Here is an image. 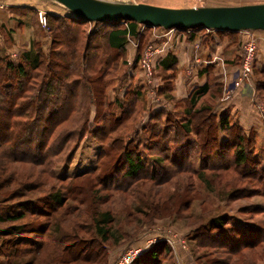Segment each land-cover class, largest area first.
<instances>
[{
    "label": "trees",
    "instance_id": "obj_1",
    "mask_svg": "<svg viewBox=\"0 0 264 264\" xmlns=\"http://www.w3.org/2000/svg\"><path fill=\"white\" fill-rule=\"evenodd\" d=\"M85 24L68 15H47L52 39L47 54L30 50L17 64L0 55V224L9 226L0 229V264H108L110 250L130 241L143 227L165 219L178 221L184 212L188 226L194 225L189 230L199 248L192 250L198 264H228L264 245L263 229L231 225L204 197L207 192L219 197L213 187L228 170L238 179L246 174L255 182L249 188L248 184L233 188L228 197L236 192L264 196L259 163L264 139L230 123L231 116L217 117L210 107H201L199 100L214 92L206 85L168 110H148L140 134L133 129L134 111L146 96L144 87L125 92L117 116L104 80L116 71L127 37L139 39L138 25L91 23L97 28L86 34ZM224 34L238 44L239 33ZM148 39L146 35L143 44L138 41L133 67ZM167 57L158 69L174 72L172 56ZM170 79L161 78L158 94L172 103ZM92 110L94 128L89 126ZM89 133L99 146L95 165L83 173L57 176L55 165H69ZM246 140L253 150L250 158ZM250 163L254 167L247 172ZM8 164L33 165L40 172L31 180L32 174L7 168ZM213 172L217 175H207ZM147 183L146 191H137L138 185ZM101 191L116 192L121 199L129 195L134 202L125 205L126 211L103 209L111 198L101 196ZM72 212L78 214L75 219L69 217ZM82 215L88 222L79 221ZM201 250L204 253L199 254ZM207 250L214 254L207 255ZM221 253L231 260L212 258ZM132 264H173L171 250L158 243Z\"/></svg>",
    "mask_w": 264,
    "mask_h": 264
},
{
    "label": "rangeland",
    "instance_id": "obj_2",
    "mask_svg": "<svg viewBox=\"0 0 264 264\" xmlns=\"http://www.w3.org/2000/svg\"><path fill=\"white\" fill-rule=\"evenodd\" d=\"M130 2V1H126ZM195 7H202L206 6V3L208 0H194ZM225 3H234L237 5H251V4H262L264 3V0H227ZM0 4L3 5L5 8L3 10H0L2 12L4 11H14L18 14L19 18H15V21L13 22V27H11L14 30L15 37L11 36L10 29L8 28L9 25V19L4 20V15H1V19L4 20L0 24V55L5 56L6 60L10 57V59L14 62V64H17L19 62V59L22 57L23 53H26L27 51L32 50L33 52L41 51L43 54H47L48 50L51 46V35L48 31V25L46 27L40 26L38 23V10L43 11L48 16L54 15V16H66L68 14V11L63 8L61 5L53 2L52 0H0ZM15 6H11V5ZM24 11H27L26 16L22 15ZM47 21V20H46ZM18 25V26H17ZM24 26L25 29H22ZM28 26H32L31 32H28L26 28ZM15 31V29H17ZM97 26H94L91 23L85 24L82 26V29L85 30V33H90L92 31H95ZM152 29H149L146 31L145 28H143L140 31V37L139 39H134L136 43L139 41V45L144 43L145 36L149 35V38L154 33ZM25 30V31H24ZM24 32L26 34H24ZM202 33V32H201ZM244 36V35H242ZM20 38L19 44L20 46L14 51H11L12 45L17 42ZM18 39V40H17ZM99 38H95L96 43H99ZM228 41L232 43L233 46H235V37L227 38ZM17 40V41H16ZM236 50L239 51V43H240V36L238 37ZM100 49H105V46L102 44V42L99 43ZM124 53L121 54V57L117 59L118 64L116 65V71L107 75L105 80L106 85V94L108 101H111V103H114L113 112L118 116L120 114V106L122 104V97L125 94L127 90H133L136 87L139 88V86H142V83L135 78L134 74V68H129L128 66V60L131 58H134L136 56V49L135 47L129 45L127 46V50L124 49ZM9 54V56H8ZM170 55V54H169ZM257 61L256 65L253 69V74L251 76V88L253 91V97L256 99V101H253L252 104L255 105L256 113L259 116L260 120V126L259 127H251L247 128L244 127L242 124H240L239 117H241V112L239 110V116L238 114L234 113L231 115L230 123L239 125V128L243 130L246 134L253 133L255 134L258 139L263 140L264 139V54L258 53L257 54ZM4 61V60H3ZM5 63V62H4ZM4 65L3 63L1 64ZM162 72L156 71V75L161 77ZM129 85V86H128ZM137 89V88H136ZM223 90V89H222ZM145 91V90H144ZM214 92H211L206 100L200 101V106L202 107L203 104L210 107L212 109L213 115L217 116V113H219V109H221V105L223 103V100L221 98L224 96L223 91L218 88L217 90H213ZM146 92V91H145ZM146 97V96H145ZM143 97L141 101H139L136 104V108L134 111V115L136 118L135 124H133V129L140 130V134L143 133L142 126L145 125L147 122V114L149 113L151 108L156 107L155 102H150V100ZM162 97V96H161ZM115 100V102H114ZM163 100L170 103V107H172L173 103L175 102V99L172 101V103L163 97ZM229 102V101H227ZM261 104L263 107V112L261 113L259 109L257 108V104ZM209 104V105H208ZM179 111L184 108L183 106H179ZM149 110V111H148ZM155 109H151L150 112H153ZM92 115L93 110L91 111L90 116V122L89 126L91 128L95 127V124L92 121ZM230 116V115H229ZM202 119V118H201ZM135 126V127H134ZM137 133V132H136ZM132 132L128 134L130 136ZM229 137L232 136V133L227 134ZM224 135L223 137H225ZM222 137V138H223ZM227 137V136H226ZM225 137V139H226ZM245 149L247 151L248 157H251V153L253 155V150L251 151V145L247 142V140L244 142ZM99 146L97 141L92 137V134H86V136L80 141V146L77 148L76 152L73 155L72 161L68 164L60 163L56 164L54 168V172L59 177H65V176H72L79 173H83L85 171L90 170L96 162V155L98 152ZM232 152H230V157L232 156ZM261 162V169L264 170V155L260 159ZM213 163V162H210ZM250 168L247 167V172H251L253 167L250 163L248 165ZM12 167H19V170L27 173L32 174L31 180L36 179L35 175H38L40 172V168L33 166V165H17V164H8L7 168ZM195 169H198L199 162L195 161L194 166ZM21 168V169H20ZM260 168V167H259ZM246 171L244 173H247ZM216 172H213V174L207 173V175H215ZM238 173V172H237ZM217 175V173H216ZM220 180L218 181V184L216 187H213V191H217L218 193L217 199L215 198L214 193L207 192L204 193V197L207 200H210V202L213 203V208L215 206L218 207L220 210L219 213L221 215L226 216V219L228 220V223L231 225L238 227L240 229H245L244 227H253V228H259L264 230V196L260 195L258 192L253 193V195L249 194V196H245L242 193H234L232 196L228 197L229 193L232 191L233 188L236 187H245V185L248 184L247 188L255 186L253 183L254 181L247 180L246 174L245 177L239 176V179L236 176V173L232 172L231 170H228L227 173L223 174L221 173ZM41 178H45L44 176ZM29 179V180H30ZM226 182V184H225ZM234 183V184H233ZM223 184L227 185L223 188ZM150 184H143L142 186L138 185L137 191H146ZM154 187V186H153ZM167 187V186H163ZM264 187V186H263ZM245 188V189H247ZM154 189V188H153ZM262 189V187H261ZM172 191V190H171ZM264 191V190H263ZM109 193V194H108ZM106 194L105 191H101L100 195H107V199L111 198L107 204L102 205V207L113 209L114 211H126L125 205L133 201L134 198L131 196H127L124 194V199H121L120 195L116 192H108ZM262 194V193H261ZM123 195V194H121ZM133 198V199H131ZM106 200V199H105ZM205 207V206H203ZM213 208H210V210H213ZM185 212L182 214L183 218H181L178 221H171L172 219H165L156 221L153 225L149 227H143L137 234L133 236V238L128 241L126 240L124 244H122L120 247L111 249L108 256V264L114 263L121 255L122 253L125 254V250L128 248V246L132 245V248H136L138 246H144L147 242L150 240H153L154 238H157L160 235H169L173 238L175 242L176 251L171 250V255L173 259V264H186V258H189V256L192 257V250L194 249L196 252L199 251V248L197 247V244L195 241L191 240L193 238L192 233H190V228L194 226H188V220L186 219ZM78 216V214L73 213L69 217L75 219ZM79 221L81 222H88V217L85 215L79 216ZM8 224L1 225L0 229L3 227L6 228ZM9 227V226H8ZM152 231H155L152 232ZM160 243V242H159ZM165 243V242H164ZM158 244V243H156ZM155 244V245H156ZM166 244V243H165ZM167 245V244H166ZM219 252V251H218ZM246 251L241 257L239 258H231L228 259L227 255L221 254H215L212 256L218 258L222 257L224 261L226 259L231 260L234 262V264H244V260L246 261L245 264H250V259L253 261L252 264H264V245H261V247H256L255 249L250 250V252ZM204 253L203 250L199 252V254ZM207 255L214 254L211 250H207ZM249 254V255H246ZM204 254H202L203 256ZM262 255V256H261ZM111 256V257H110ZM261 256V257H260ZM260 257V258H259ZM210 258V257H208ZM210 258V259H212ZM196 264H198L196 261H194ZM204 263V262H203ZM233 264V263H232Z\"/></svg>",
    "mask_w": 264,
    "mask_h": 264
},
{
    "label": "crops",
    "instance_id": "obj_3",
    "mask_svg": "<svg viewBox=\"0 0 264 264\" xmlns=\"http://www.w3.org/2000/svg\"><path fill=\"white\" fill-rule=\"evenodd\" d=\"M108 1H130L134 3H144L153 6L166 7V8H190L195 7L194 0H108ZM227 0H208L210 3H206L209 7L219 6H239L234 3H225ZM11 5V4H10ZM15 6V5H11ZM3 10V9H2ZM27 11H24L22 15L26 16ZM4 15V20L9 19L8 28L10 29L11 36L15 37L13 22L15 18H19L18 14L14 11H0V24L4 22L1 19V15ZM68 15V14H67ZM18 26V25H17ZM22 27V26H21ZM22 29H25L24 26ZM15 29V31H17ZM28 32H31L32 26L26 28ZM25 31V30H24ZM202 32V33H201ZM254 36L257 39L258 53L264 54V32L253 31ZM24 34H26L24 32ZM243 33L240 32V39ZM185 40L180 44H176L174 51L171 53L172 60L175 63V71L163 70L159 68L158 71L162 72V77H170L171 79V95L175 99L185 100L195 88L208 86L212 90L220 88L224 89L226 84L230 81L232 72L236 69L239 62V52L236 50V46H233L228 41V36L224 33H218L216 31H199L195 34L188 33L185 35ZM18 40V39H17ZM16 40V41H17ZM20 38L12 45L11 51L14 52L19 46ZM258 56V55H257ZM168 58V57H167ZM264 59V58H263ZM253 91L248 85H242V87L232 96L229 102H223L218 117L224 115L238 114L240 124L244 127H259L260 120L256 113L255 105L252 104ZM222 100V98H221ZM111 257V256H110ZM186 264H196L194 260L189 256L186 258Z\"/></svg>",
    "mask_w": 264,
    "mask_h": 264
},
{
    "label": "water",
    "instance_id": "obj_4",
    "mask_svg": "<svg viewBox=\"0 0 264 264\" xmlns=\"http://www.w3.org/2000/svg\"><path fill=\"white\" fill-rule=\"evenodd\" d=\"M68 11V16L88 23L134 22L147 29L240 33L264 32V3L166 8L144 3L108 0H52Z\"/></svg>",
    "mask_w": 264,
    "mask_h": 264
},
{
    "label": "built area",
    "instance_id": "obj_5",
    "mask_svg": "<svg viewBox=\"0 0 264 264\" xmlns=\"http://www.w3.org/2000/svg\"><path fill=\"white\" fill-rule=\"evenodd\" d=\"M3 8L5 7L0 4V10ZM37 12L38 23L45 28L47 25V14L41 10H38ZM122 23L125 24V22ZM137 25V31L140 34V31L145 27L140 24ZM153 30L154 33L148 39L145 50L138 61V65L136 69H134V76L142 83V87H144L146 91L145 94L147 99L150 100V102L156 103V107L151 109L168 110L171 106L170 103L163 100L158 94L161 87V78L156 75V71L158 65L174 51L176 44L178 45L183 42V40L186 39L185 35L191 31L179 32L175 29L166 30L163 28H154ZM242 33L244 36H242L239 43V62L236 69L231 74L230 81L223 89V102L230 101L232 96L242 87V85H248L249 88L252 89L251 76L257 61L258 44L253 31H244ZM129 45L137 49V43L134 39L127 37L124 49L127 50V46ZM134 59L135 57L127 61L129 68L132 67ZM253 101H256V99ZM257 108L261 113L263 112V107L260 103L257 104ZM152 232L155 233V231ZM159 242H165L170 249L176 251L173 238L169 235H160L147 242L144 246H138L136 248H132V245L128 246L125 250V254L122 253V255L112 264H132Z\"/></svg>",
    "mask_w": 264,
    "mask_h": 264
}]
</instances>
